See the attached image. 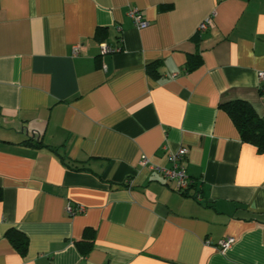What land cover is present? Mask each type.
Instances as JSON below:
<instances>
[{"label": "crops", "instance_id": "1", "mask_svg": "<svg viewBox=\"0 0 264 264\" xmlns=\"http://www.w3.org/2000/svg\"><path fill=\"white\" fill-rule=\"evenodd\" d=\"M259 72L264 0H0V264H264V152L220 108L264 124ZM179 148L182 193L140 165Z\"/></svg>", "mask_w": 264, "mask_h": 264}, {"label": "trees", "instance_id": "2", "mask_svg": "<svg viewBox=\"0 0 264 264\" xmlns=\"http://www.w3.org/2000/svg\"><path fill=\"white\" fill-rule=\"evenodd\" d=\"M106 32L107 31L103 29L98 30L95 38L99 42L104 40ZM151 65L152 64L147 66V71L150 76L155 77L157 76V70L155 67L153 68L154 65ZM220 108L230 119L240 141L253 145L257 152H264V124L262 120L256 116L251 106L243 101H234L223 104ZM1 201L2 190L0 189V202ZM87 232H85L86 237ZM6 236L13 249L20 256H25L28 248L27 238L22 233L15 231L14 229L9 230Z\"/></svg>", "mask_w": 264, "mask_h": 264}, {"label": "built area", "instance_id": "3", "mask_svg": "<svg viewBox=\"0 0 264 264\" xmlns=\"http://www.w3.org/2000/svg\"><path fill=\"white\" fill-rule=\"evenodd\" d=\"M127 17L133 21V24L135 25L136 28L141 29V28H145L148 25L147 22L143 19L141 13L136 9L129 10L127 13ZM209 24H210L209 20L205 19L202 22V24H200V26L198 27L199 31H204L209 26ZM77 51L78 50L76 48L75 53H77ZM118 51H119L118 49H112L106 46L105 44H102L100 46V54L102 55L112 54ZM257 80H258L259 85L264 84V72H259L257 74ZM259 90H260L261 95L264 96V88L259 87ZM186 154H187V151L184 148H179L176 152L169 154L168 159L172 163V166H173L172 169H165L162 167L153 166L147 160L146 157H142L140 161V165L143 167H147L151 170H156L160 172L165 179L173 180L176 184L177 191L182 193L186 191L188 187L191 185V182L185 172V169L183 167H180V165H178V162L182 161L183 158L186 156ZM66 212L70 216H72L74 214L83 212V208L80 207V208L74 209L72 206L68 205L66 207ZM232 241L233 240L231 238L220 240L217 242V246L221 250H225L226 248L230 246Z\"/></svg>", "mask_w": 264, "mask_h": 264}]
</instances>
